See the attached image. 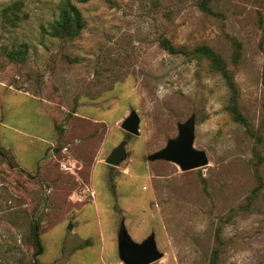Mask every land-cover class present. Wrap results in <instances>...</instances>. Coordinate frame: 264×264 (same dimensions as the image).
<instances>
[{"label": "rangeland", "instance_id": "1", "mask_svg": "<svg viewBox=\"0 0 264 264\" xmlns=\"http://www.w3.org/2000/svg\"><path fill=\"white\" fill-rule=\"evenodd\" d=\"M21 1L17 26L0 15V264H33V221L39 264H124L121 223L134 242L154 234L151 264H264V0H209L212 14L199 0H70L83 23L70 39L43 30L60 0ZM162 38L211 47L235 94ZM131 111L136 134L121 127ZM187 125L206 159L191 170L161 156Z\"/></svg>", "mask_w": 264, "mask_h": 264}, {"label": "trees", "instance_id": "2", "mask_svg": "<svg viewBox=\"0 0 264 264\" xmlns=\"http://www.w3.org/2000/svg\"><path fill=\"white\" fill-rule=\"evenodd\" d=\"M209 0H199L198 6L199 8L209 14H212L213 11L208 6ZM23 6L22 1L16 0L3 9H1V22L8 27H15L22 20L21 16V8ZM83 28L81 13L78 8L71 3L70 0H60L58 5V14L57 16L47 23V27H43L45 33L53 36L60 37L65 39H70L77 36ZM25 45V44H24ZM160 45L167 50L171 54H182L186 57L190 58H204L208 60L210 66L215 71H218L223 78L225 79L230 91L235 94V84L233 82L231 73L227 68V64L223 57L215 52L211 47L205 44H199L194 46L192 49H187L186 47L180 46L177 47L173 45L168 39L162 38L160 39ZM22 45H19V49ZM236 51L233 56V61H237L239 57V44L235 43ZM23 53H19V50L13 51L12 49L9 51V56L11 58H17L18 56H23ZM227 109L231 113V116L234 121L242 124L248 134L251 136H256L255 133L251 130L249 123L245 116L238 110L235 103H230L227 105ZM0 155L8 160V155L5 150L0 145ZM111 181V178H110ZM38 223L37 221H33L31 223L30 235L33 243V264H39L37 256L41 254L43 248L41 244V240L38 233ZM218 250L215 249L213 251V257H217ZM211 264H216V259H212Z\"/></svg>", "mask_w": 264, "mask_h": 264}, {"label": "water", "instance_id": "3", "mask_svg": "<svg viewBox=\"0 0 264 264\" xmlns=\"http://www.w3.org/2000/svg\"><path fill=\"white\" fill-rule=\"evenodd\" d=\"M138 123L139 118L136 112L131 111L121 127L128 133L136 134ZM161 156L178 163L184 170L199 168L206 163L203 153L192 149V133L189 125L182 129L179 140L162 151ZM125 157V141H121L107 155L105 162L111 166H117ZM67 228L70 229L71 226L68 225ZM117 249L119 258L124 264H151L161 257V253L156 248L153 233L137 243L131 239L123 223L120 224L117 234Z\"/></svg>", "mask_w": 264, "mask_h": 264}]
</instances>
